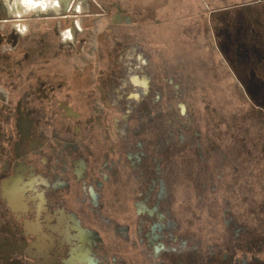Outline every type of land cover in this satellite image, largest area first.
<instances>
[{
	"label": "flooded vegetation",
	"instance_id": "flooded-vegetation-1",
	"mask_svg": "<svg viewBox=\"0 0 264 264\" xmlns=\"http://www.w3.org/2000/svg\"><path fill=\"white\" fill-rule=\"evenodd\" d=\"M62 2L31 10L59 12ZM42 20H4L12 35L0 52V264H264L260 138L229 140L216 111L211 120L200 100L201 112L188 107L191 93L171 74L162 91L139 54L102 65L111 52H91L89 38L79 52H29L35 34L62 47ZM242 53L236 70L253 77L245 91L264 106V55ZM227 139L234 145L222 147Z\"/></svg>",
	"mask_w": 264,
	"mask_h": 264
},
{
	"label": "rangeland",
	"instance_id": "rangeland-1",
	"mask_svg": "<svg viewBox=\"0 0 264 264\" xmlns=\"http://www.w3.org/2000/svg\"><path fill=\"white\" fill-rule=\"evenodd\" d=\"M101 3H104V6H101ZM115 4L119 5L120 11L116 9ZM17 5L15 0H0V28L4 29L3 32L0 30L4 36V41L0 43V52H7L11 41L12 33L8 31L7 25H4L7 17H15L25 23L27 19L40 17L43 19L41 24H45L47 29L57 27L59 31L56 38L62 40V47L56 48L52 40L50 43L41 44L39 38L43 36L35 34L30 41L29 52H79L85 49L84 40L89 38L87 42L91 45L88 47L91 52H111L108 59L101 57L102 65L115 64L118 53H122V56H125L123 53L126 52L128 55L139 54L149 66L153 81L159 78L164 81L162 91L167 92L170 89L165 83L171 74L191 93L193 99H187L188 107L198 108L201 112L202 104L197 105L195 101L200 100L208 105L205 113L211 120L213 110L216 111V119L222 122V133L226 132L229 140H238L243 131H248L260 138L257 140L259 148L264 146V106L256 104L245 91L241 74L236 70L234 57L238 52H219L217 48L218 29L224 26L217 21L218 18L228 22L229 25L225 28L231 32H235L237 28L242 30L240 32L243 35L247 32L246 28H251L250 24L257 21L254 23L256 35L264 33L263 0H67V5L61 3L59 12L32 9L25 14L18 13ZM181 7L187 12L184 16L177 13ZM110 15L114 16L113 22L102 23L104 17ZM181 17L184 18L182 24ZM77 23L80 24L79 28ZM107 23L109 33L103 30L102 32L100 27ZM97 26L106 44L97 39ZM72 27L73 39L65 40L63 33ZM92 30L94 31L91 33ZM162 32H166L170 38L167 42L169 52L157 51L155 37ZM183 45H192L200 49V52H185ZM85 64L86 59L82 61L79 57L78 67L83 68ZM229 140H222L221 146L223 147L224 143L234 145ZM243 140L247 141V137ZM229 149L227 153L231 160L244 162V154L237 159L234 151Z\"/></svg>",
	"mask_w": 264,
	"mask_h": 264
},
{
	"label": "crops",
	"instance_id": "crops-1",
	"mask_svg": "<svg viewBox=\"0 0 264 264\" xmlns=\"http://www.w3.org/2000/svg\"><path fill=\"white\" fill-rule=\"evenodd\" d=\"M177 13L178 15L182 14V16L187 14V12L185 13L184 11V7L178 9ZM181 18H182L181 19V24H182V22L184 23V18L183 17ZM217 21H219L220 24L224 25V26H220L218 29L219 40L217 42V48L219 52H243L241 54L242 57H247L249 54L254 55V53L257 55L259 54L264 55V33L262 34L257 33L256 35V33L253 32L249 36H247L245 33L241 35L242 33L239 31L231 32L230 30H228V28H225L227 27V25H229L226 20L223 21V19L218 18ZM254 23L250 24L251 27H254ZM169 40L170 38L169 36H167L166 32L165 33L162 32L161 35L159 36L158 34H156L155 45L157 47V51L169 52L167 45V42ZM141 42L143 41L141 40ZM183 47L185 52H200V49H196L192 45H190L189 47L183 45ZM239 73L241 74V79L243 82H247L248 80H253V77L249 78V76L245 72L244 73L239 72Z\"/></svg>",
	"mask_w": 264,
	"mask_h": 264
},
{
	"label": "bare ground",
	"instance_id": "bare-ground-1",
	"mask_svg": "<svg viewBox=\"0 0 264 264\" xmlns=\"http://www.w3.org/2000/svg\"><path fill=\"white\" fill-rule=\"evenodd\" d=\"M15 1H17V3H18V5H17V8H18V13L19 14H25V13H27V9H29V11H31V5H35V3L34 2H36L37 4V7L35 6V7H33V9H38V8H41V7H45V8H47L48 6H49V3H47V4H41V3H38V1H40V0H15ZM25 2L26 3V1H27V9H25V13H23V11H21V9H23V3L22 2ZM41 1H44V0H41ZM61 1H64V0H59V3L61 2ZM31 2V3H30ZM53 3H55V1H53ZM25 6H26V4H25Z\"/></svg>",
	"mask_w": 264,
	"mask_h": 264
},
{
	"label": "water",
	"instance_id": "water-1",
	"mask_svg": "<svg viewBox=\"0 0 264 264\" xmlns=\"http://www.w3.org/2000/svg\"><path fill=\"white\" fill-rule=\"evenodd\" d=\"M259 1H261V0H259Z\"/></svg>",
	"mask_w": 264,
	"mask_h": 264
}]
</instances>
